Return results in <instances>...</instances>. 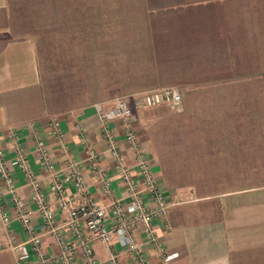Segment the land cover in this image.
<instances>
[{"label": "crops", "instance_id": "1", "mask_svg": "<svg viewBox=\"0 0 264 264\" xmlns=\"http://www.w3.org/2000/svg\"><path fill=\"white\" fill-rule=\"evenodd\" d=\"M129 51L151 52L153 78L146 82L175 85L181 94L177 111L135 110L132 124L168 202L164 220L155 219L153 226L166 249L177 252L169 264H264V0H0L4 160L8 164L13 156L6 132L15 128L58 222L66 213L55 206L48 185L57 178L67 198L78 199L64 179L69 159L80 162L88 194L100 202L109 199L85 159L86 147L101 153L98 164L110 178L112 195L124 197L94 108L101 98L54 101L42 68L124 66L116 61L120 56L127 62L123 54ZM52 119L62 132L59 141L50 133ZM108 125L132 167L122 122ZM35 136L46 144L56 176L36 163ZM12 173L42 250L56 251L29 201L25 173L16 166ZM1 212L9 219L0 220V250L8 237H26L0 178ZM132 237L149 264L161 263L138 228ZM92 248L99 259L112 249L120 264H138L114 237L108 244L94 240ZM7 256L17 264L11 252ZM71 264H81L78 254Z\"/></svg>", "mask_w": 264, "mask_h": 264}, {"label": "built area", "instance_id": "2", "mask_svg": "<svg viewBox=\"0 0 264 264\" xmlns=\"http://www.w3.org/2000/svg\"><path fill=\"white\" fill-rule=\"evenodd\" d=\"M160 104L170 109H178L180 94L177 88L163 86L116 96L109 101L94 104L106 151L112 157L113 169L122 182L125 196L112 195L110 178L98 164L101 153L86 147L85 159L98 180L100 191L108 195L109 199L107 202H100L90 196L86 191L80 162L69 159L65 164L64 179L78 194V199L75 202L70 201L66 196L63 182L57 178L48 185L49 191L54 195L55 206L66 213L62 222L56 221L53 208L46 202L39 182L28 164L27 156L17 143V130L10 128L6 132L13 146V156L8 164L4 160L2 149L4 136L0 133V178L12 201L15 217L26 235L23 240L8 237L4 242L17 264H71V260L77 254L81 264H120L112 249L104 259L97 258L93 252L94 240L108 244L113 237L132 253L138 264H149L143 246L136 243L132 237L135 228L141 232L142 243L156 250L160 264H169L177 252L166 249L153 226L155 219L164 220L168 202L153 175L147 152L141 146L132 125L135 110ZM114 119H119L123 124V139L131 147L134 156L132 167L126 166L124 155L108 125V122ZM50 133L58 141L61 139L62 132L56 119L51 120ZM34 156L40 168L56 176L48 148L38 136L34 137ZM14 166L25 173V181L29 186V201L33 204V209L38 211L43 227L53 236L56 245L54 252L47 253L41 248V234L33 229L29 221L31 210L25 205V199L17 192L14 183L12 173ZM8 219L6 212L0 213L2 223H6Z\"/></svg>", "mask_w": 264, "mask_h": 264}, {"label": "rangeland", "instance_id": "3", "mask_svg": "<svg viewBox=\"0 0 264 264\" xmlns=\"http://www.w3.org/2000/svg\"><path fill=\"white\" fill-rule=\"evenodd\" d=\"M123 55L124 57L128 56V61L125 62V58L122 59L119 56L118 61H116V63H118L119 65L122 63L124 64V66H116L112 62H108V66L97 67L95 69H65L61 67H54L52 65L43 67L42 74L46 89L50 97L53 100L58 99V101H60L69 97L70 98L68 100H72V98L78 97L79 95L78 98H80V103L93 101L89 98L94 97L101 99H96V101L93 102H105L109 101L113 97L122 95L125 96L132 92H141L145 90L160 88L163 86H173L177 88L175 85L172 84L146 82L153 78L151 52L129 51L128 53H124ZM177 90L180 94L178 88ZM181 104L182 102L180 94V105ZM156 106L163 107L169 112H174L178 110L170 109L163 104ZM136 121L137 119L133 120L132 124H136ZM133 127L135 129V125ZM1 250L0 253H4L6 256H0V264H10L11 262L7 256L10 251L7 248Z\"/></svg>", "mask_w": 264, "mask_h": 264}]
</instances>
